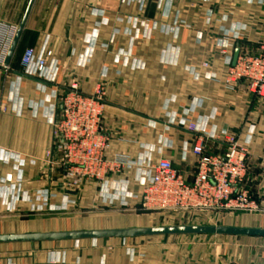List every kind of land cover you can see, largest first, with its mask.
<instances>
[{
	"label": "crops",
	"instance_id": "obj_1",
	"mask_svg": "<svg viewBox=\"0 0 264 264\" xmlns=\"http://www.w3.org/2000/svg\"><path fill=\"white\" fill-rule=\"evenodd\" d=\"M29 3L0 0V22L19 28ZM237 33L240 38L235 40ZM263 42L264 0H145L143 6L138 0H35L9 63L11 72L0 68V155L24 160V195L34 199L41 191L49 192L44 214L66 217L8 223L0 235L147 228L134 216L118 222L115 218L103 228L75 225L67 217L84 203L102 212L120 209L117 203L102 202L98 184H85L78 195L68 190L47 165L53 108L73 82L86 95L98 86L105 90L103 129L110 139L109 157L125 155L137 162L150 154L152 165L168 160L191 181L194 136L173 118L194 111L190 115L198 128L217 132L218 138L206 144L207 154H223L221 137L228 133L248 151L245 187L264 203V99L248 93L243 84L230 90L225 81L236 50L256 54ZM45 46L52 53L48 67L58 68L55 84L22 72L25 51L40 54ZM10 177H17L14 163H0V182ZM111 180L128 181L131 192L140 191L136 168ZM68 200L78 201L66 211ZM31 211L30 203H20L15 214L21 219ZM255 216L258 220L246 227H231L262 229L264 217ZM233 239L0 245V264H264L263 239Z\"/></svg>",
	"mask_w": 264,
	"mask_h": 264
},
{
	"label": "built area",
	"instance_id": "obj_2",
	"mask_svg": "<svg viewBox=\"0 0 264 264\" xmlns=\"http://www.w3.org/2000/svg\"><path fill=\"white\" fill-rule=\"evenodd\" d=\"M125 1L130 3L134 0ZM144 1L138 0L142 6ZM18 29L0 22V68L7 73L11 72L7 60ZM239 38L237 33L234 39ZM51 57L47 46L40 54L33 49L26 50L21 59L24 76L55 84L58 68L48 67ZM225 81L230 90L243 84L248 93L264 99V42L256 54L241 51L236 65L229 67ZM105 109L106 93L102 86H98L93 94L86 95L79 84L73 82L58 95L51 117L52 143L47 165L60 174L65 188L76 191L88 183L98 184L104 204L117 203L120 208L152 215L194 214L216 223L239 214L264 216V203L254 200L245 187L248 151L234 135L228 133L221 137L225 145L223 154L209 155L206 144L218 138L217 132L213 130L209 133L198 128L190 115L194 111L173 118V122L186 127L194 136L192 154L196 162L190 181L168 160L162 159L152 165L150 154L137 162L125 155L109 157L110 139L103 129ZM8 162L14 163L17 177L0 182V210L4 208L13 213L20 203H30L32 211H44L50 199L49 192L41 191L34 199L24 195L21 189L24 160L1 154L0 163ZM134 168L138 174V193L130 191L128 181L111 180ZM111 183L112 188L109 186ZM69 205H75V201L68 200L63 210H67ZM127 241L123 240V244L126 245ZM134 254L132 250L131 255Z\"/></svg>",
	"mask_w": 264,
	"mask_h": 264
},
{
	"label": "water",
	"instance_id": "obj_3",
	"mask_svg": "<svg viewBox=\"0 0 264 264\" xmlns=\"http://www.w3.org/2000/svg\"><path fill=\"white\" fill-rule=\"evenodd\" d=\"M35 0H30L23 22L18 29L8 56L10 63L21 39L27 19ZM240 50L237 49L233 66L236 65ZM238 237L264 239V229L238 228L227 226H174L154 228H128L120 230L72 231L55 233L0 235V245L43 244L61 242L97 241L107 239L134 240L159 237Z\"/></svg>",
	"mask_w": 264,
	"mask_h": 264
},
{
	"label": "rangeland",
	"instance_id": "obj_4",
	"mask_svg": "<svg viewBox=\"0 0 264 264\" xmlns=\"http://www.w3.org/2000/svg\"><path fill=\"white\" fill-rule=\"evenodd\" d=\"M63 187V186H62ZM81 191H83V188L76 190V194H81ZM81 199V198H80ZM79 200V199H78ZM76 200V201H78ZM75 201V203H76ZM76 205V204H75ZM119 205V204H118ZM79 206V204H78ZM83 207L81 209L76 208V213L72 216H67L73 219V222L75 223V225H77L76 223H78V225L82 226L83 224H85L87 227L90 225H93V227L95 226H101L106 227V226H111L113 223V220L116 218V222H118V220L125 218L127 216H134V218H137V220H142L140 221L141 225L146 224L145 227L147 228H154V227H174V226H227V227H231V226H248V224L250 223V220H258V218L253 214H239L236 216H242L238 219V221H236L234 218V221H232L231 218L225 217L222 221L216 223V222H211L208 221L207 218H204L202 215H194V214H187L184 216H172V215H161V214H153L150 215L149 217H141L140 214H136V213H141V212H135V214H130L129 212H124L123 210H127V209H117L116 210L114 208H111L110 210L113 211H108L105 210L104 212L102 211H97L95 209H92V205H88L86 203H84L82 205ZM110 206H115L114 204H110ZM67 211V210H66ZM107 211V212H106ZM127 211H131V210H127ZM18 210L14 211L13 213L7 212L5 211L3 208L0 210V233L4 232V228L6 226V224L8 223H15V224H20L22 221H51L52 220H63L65 219L66 216L61 215L62 213L60 212H54L57 215H51V216H47V214H44L43 211H31L29 213H25L27 216H25V218L20 217L21 219H18L17 217H19L18 215H16L15 213H17ZM65 213V211H62ZM63 213V214H64ZM143 213V212H142ZM24 215V214H23ZM14 219H12V218ZM16 217V218H15ZM264 217V216H263ZM264 220V218H263ZM144 222V223H143ZM143 223V224H142ZM118 223H116L117 225ZM261 227H263L262 229H264V222L262 223V225H260ZM258 227V226H257ZM7 232V230L5 231ZM164 239H173V240H177L180 238H190V239H195L198 240H206V242H209V240L211 239H223V238H236L233 240H240L242 238H238V237H161ZM258 239V238H257ZM264 240V239H263ZM39 245V244H38ZM15 246H22V245H18L16 244ZM24 246V245H23ZM28 246V245H25ZM2 247H0L1 249ZM16 248V247H15Z\"/></svg>",
	"mask_w": 264,
	"mask_h": 264
}]
</instances>
